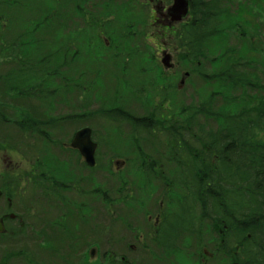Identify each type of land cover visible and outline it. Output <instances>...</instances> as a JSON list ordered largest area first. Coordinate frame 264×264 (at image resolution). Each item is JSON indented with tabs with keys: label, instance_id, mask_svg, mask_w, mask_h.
<instances>
[{
	"label": "trees",
	"instance_id": "trees-1",
	"mask_svg": "<svg viewBox=\"0 0 264 264\" xmlns=\"http://www.w3.org/2000/svg\"><path fill=\"white\" fill-rule=\"evenodd\" d=\"M193 1V23L190 27L182 29V38L179 40V45L181 52L186 53L182 63L190 69L191 77L195 78L196 76L202 79L201 86L190 94L191 100L198 99L197 104L192 101L191 105L188 106L183 102L182 111L180 110L183 115H179V108L176 105H174V108L171 106L173 112L171 115H167L162 112L160 104H157L152 96V103L154 102L156 106L148 102L151 109L146 111L149 113L143 117H137L134 112L127 108L130 104L121 101L117 104L119 106L118 111H121L124 115H120L115 119L122 121L123 118H126L132 130L136 128L137 121H143L138 126L137 130L139 131L136 132V135L131 136L132 141L136 144L137 141L142 139L143 134L146 135L143 139L156 141L155 127L161 126L168 130L172 140L174 137L173 128H182L177 122L173 121L176 119L184 120L183 124L190 130L195 127L194 124H197L201 126L200 131L204 132L205 136L203 138H200L198 133H193L191 142L185 143L187 148L183 152L177 145L171 148L170 152L175 157H172V162L168 163L174 164L175 168L177 165V168H179L175 179L173 173H168L166 168L164 169L166 172L162 173L161 170L148 163L146 158L143 159V164L149 168L138 173L140 177L145 175L144 182L141 180L139 182L142 188L141 195L143 197V194H146L149 199L153 193L147 189H153L152 180L157 175L155 171L159 173V176L164 175L163 194L164 197L169 195L168 202L170 200L171 202L166 203L167 200L165 201L168 209L164 214L165 221L160 229L161 236L159 240L161 243L167 245L170 240L178 236H187L196 241L197 247L194 250L191 242H188L187 239L183 247L184 249L188 247L192 251L174 258V260H171L172 264H180L182 260V264H264V95L256 93L257 91L264 92V0H254L251 3L252 7L239 5L240 13H237L235 3L227 0ZM1 7L4 8V5ZM140 13L143 15L142 10H140ZM123 14L125 20L127 19V23L134 21L136 16V12L121 11L117 18H122ZM91 19L95 18L92 17ZM253 20L258 24H249ZM49 23L50 21L47 18L29 29L20 27L11 32H4L0 28V49L4 47L9 57L8 61L0 63V140L6 146L13 144L16 148L14 149L17 151L19 150L18 145L22 142L20 137L22 132L28 135L33 134L44 140L46 144L59 146L70 153L69 149L63 145L64 142H67V139L57 140L58 135H55V132L61 125L67 123L75 125L83 121H73L78 118L83 119L84 116H80V114L47 116L50 111L47 109L49 101L42 100V94L45 93L47 88L40 85V76H43V74L39 67L51 66L50 62L54 58L52 55L55 52L51 51L46 43L54 42L57 48L62 47L63 51H59V55L66 52L63 53V58L58 57V63L60 64L55 67V72H63L59 68L73 65L75 61L77 62L76 57H78L74 54L75 45L72 46L66 43L62 38L60 44H57L56 39L59 34L55 30L48 29L50 28ZM240 23L245 24L239 25ZM99 24H102V22H99ZM108 24L106 23V25ZM121 24L122 21L118 25L119 29H121ZM127 27V34H124L116 43L113 39L108 49L111 50L114 46V50L118 49L119 52L128 53L130 56L137 55L140 57V61H145L146 54L150 53L151 50L147 45L145 50H140L137 42L140 41L141 35L137 34V30L133 27ZM240 29L245 32L243 35H241L242 31ZM48 31L51 32L48 34ZM40 32L47 35L46 38L44 36L43 38L41 36L37 37L41 40L39 41L41 46L44 47L45 45L47 49L41 51L40 57L42 60L33 64L32 67L29 61L30 57L28 60L25 59V55L21 54V49L31 45L30 38H34V34ZM142 32V36L146 35L145 28ZM66 37L70 38L72 34ZM69 56H71L70 59ZM97 62L99 61H94L95 64ZM148 62H152V60L148 58ZM6 63L9 65L8 69L4 67ZM12 63H15L17 68L12 66ZM144 64L142 63L139 68H146ZM36 68H38V72ZM14 72L17 78L27 79L30 76L34 80L37 79L36 85L33 86H36V89L32 88L33 84H25V87L21 81L13 80ZM63 73L64 77L60 79L63 80L62 83L67 88L64 91L68 92L70 87L77 89L80 82H76V80H81V76L77 77V72L70 69ZM260 74L263 77L262 79L259 77ZM133 78L135 77L131 78V83L136 84ZM177 79L178 76L169 75L164 78L163 83L160 85L165 92L176 94L173 96L175 100L172 99L175 102L178 99V93L183 92L177 89ZM142 82L144 83L143 79ZM143 83H138L136 87L127 85L128 94L136 97L137 89H140ZM160 86L156 90L157 92L161 90ZM84 87L87 89L86 93H90L93 89L86 85ZM197 90L200 94L194 95ZM145 91L147 90L143 89L141 96ZM249 92L255 94H249ZM149 94L150 92H147L146 96ZM200 95L205 98V101L202 98L199 99ZM51 96L49 92L43 98L48 100ZM121 97L123 96L121 95ZM23 98L31 105L36 104V111ZM32 98L34 99L30 101ZM165 98H167L166 94ZM10 101L12 104H10ZM144 103L142 106L145 108ZM92 104L88 106L94 109L95 104L93 106ZM100 109L92 111L93 113H88V115L106 113L107 109ZM12 110H16L20 116L18 119L11 118L14 114ZM51 110H53L52 106ZM196 113L202 114L206 120L203 118L204 120L201 121L200 117H196ZM183 116L185 119H183ZM112 121L111 123L115 122L113 119ZM90 126L95 130L96 125L91 123ZM121 128L122 126H119V129ZM63 135L65 134L63 133ZM181 135L177 131L173 141H179ZM111 140L112 136L109 133L106 138L107 144ZM75 162L78 164V161ZM61 166L62 164L55 165L53 162L44 163L43 161H40L37 166L38 172L42 173L44 177L50 175V189L54 190L52 191L53 195L61 189L60 183H70L66 180V171L61 170ZM98 167H101L100 164ZM135 175L137 176V174ZM177 179L184 182L186 188H182ZM16 180L0 175V192L2 194L0 208H3L7 198H11L18 207L17 209H19L21 215L18 214V217L20 219L23 218L25 222L27 217L30 220L37 219L39 226H41V230H34L37 227L32 229L33 225L31 224L26 226L25 229L24 227L19 228L21 235L29 238L27 242L41 237L45 244L39 242L40 247L33 244L29 249H26L23 253L25 262L28 260L29 264L67 263L71 255L67 251L74 248L81 240V237L75 232V226L68 221L70 216L67 214L63 216V227L56 226L57 217H54L55 224L54 222L51 223V226H53L51 231L54 230V227L58 231L53 234V240H47L45 230L48 221L46 220L45 223L47 213L46 209L43 208V204L46 203L42 204L40 199L41 195L48 197L49 187L37 197L33 196L34 198H32L25 192H21L22 188H12L14 184L17 185ZM121 180L125 183L129 181L125 177H121ZM52 182H56L58 185H52ZM108 195L110 204H113L112 202L116 204L125 202L121 198L122 194L119 190H112L108 192ZM131 199L139 202L141 197L139 201L136 198ZM2 200L3 205H1ZM146 203L147 201L143 199L142 205ZM38 204V212L42 214L41 217H38ZM83 204L84 202H82ZM82 205L77 203L76 208L81 210ZM84 208L85 211L91 210L87 205ZM158 212L161 213V207ZM102 218L103 221L105 219L107 221H118L123 217H112L110 215L99 217L96 212L95 224L92 223V219L90 222L85 221L84 226L93 234L99 231L103 233L117 232V230L107 229V223L101 226L99 221ZM135 227L136 224L133 222L131 227L132 230H135L133 237L136 234L138 236L144 229L142 228L141 232H137ZM29 230L33 231V236L27 234ZM81 234L85 233L82 232ZM137 236L136 240L131 241L127 250L124 251L121 240L115 239L111 234L109 240L112 244L107 245L116 246V249L108 255L99 246L100 251L105 252L102 264H105V262L106 264H163L169 260L166 258L168 254L165 250L147 251L141 247L143 245L139 246ZM151 243L154 242L150 239L149 244ZM131 244L134 248H131ZM96 247L98 248V246ZM139 248L142 249V257L145 259L142 263H139V256L136 255ZM37 249L39 251H36ZM128 253L135 254V257L130 258ZM14 256H19V253L6 250L4 259L7 261ZM115 256L116 258H114Z\"/></svg>",
	"mask_w": 264,
	"mask_h": 264
},
{
	"label": "rangeland",
	"instance_id": "rangeland-1",
	"mask_svg": "<svg viewBox=\"0 0 264 264\" xmlns=\"http://www.w3.org/2000/svg\"><path fill=\"white\" fill-rule=\"evenodd\" d=\"M86 2L87 0H81L80 4L84 5ZM91 2L97 3L96 9L89 11H85L84 9L79 10V12L76 14L77 20H74V22L72 23V11L75 8L74 0H0V15L2 16V18L0 19V28L4 32H11L16 30L17 28L19 29L20 27L23 29H29L31 26L33 27L34 25L48 18L50 21V28L48 29L55 30L59 34V36H57L58 38L56 39L57 44H60L62 38L66 43L72 46H82H80V49H82L81 56L79 58L76 57L78 61H75V63L73 65H70L69 67H60L59 70L67 72V70L70 69L72 71L77 72L78 77L79 71L88 69L92 72L97 69L96 76L91 80V85L93 84V89L90 91V93H86L87 89L86 87H84V84L87 82L88 79L86 78L87 76L81 77V80H76V82H80V85L77 87V89H75L74 87H70L68 88V92L64 91L67 88L62 83L63 80L60 79L64 77V73L62 71L59 73L55 72V67L60 64L58 63V57L63 58V53L65 54L66 52H63L59 55V51H63L62 47L57 48L54 42L46 43L49 49L55 52L52 55V57L54 56V58L50 62L51 66L45 65V67H39L43 74V76H40V85L43 86V88H47L45 93L42 94V100L49 101L47 109L50 111L47 113V116H69L71 114H80V116H84L83 119L78 118L77 120H73H83L75 125H73V123L61 125L55 132V135H58L57 140L64 138L67 139V142H69L77 129H81L82 126L86 125L90 126V124L92 123L96 125L95 130L97 131V134L103 142H105L104 137L107 138L108 134L111 133L112 140L108 144L106 143L105 145L111 146L112 149H118L119 153L128 154V151L121 150L125 147L133 153L134 156H129L131 159H133L129 161L130 165H136V160L140 164H142L143 159L145 158L148 160V163H151V165L154 160H157V167H161L162 169L164 167V164L162 163H166V167L168 165H174L168 163L172 162V157H175L174 154L170 152L171 148L174 145H177L182 152L185 151V149L187 148L185 143L191 142V137H193V133H198L199 137L203 138L205 135L204 132H201V129H199L201 128V126L194 124L195 127L190 130V128H187L186 125L183 124L184 120L176 119L173 121L177 122L180 126H182V128H173L172 133L174 134V137L177 131L182 134L179 141H173L174 137L171 140L169 136L170 133L168 132V130L164 129L161 126L157 128L155 127L154 135L157 137L156 141H149L143 139L146 137V135L143 134L142 139L137 141L136 144L134 141H132L131 136L133 134L134 136L136 135V132L139 131L137 130V128L143 121L138 122L136 120V128L132 130L131 125L126 118H123L122 121L116 120L115 118L119 117L120 115H124L121 111H118L119 106H117V104L121 103V101H126L130 104L127 106L130 111L134 112L137 117H143L144 115L149 113L146 110L151 109V106L148 105V102L151 105L156 106V104L154 102L152 103L151 100L153 96L156 103L160 104L159 106L162 112L166 113L167 115H171L173 112L172 107L174 108V105H176L179 108V115H183V113H181L183 102L185 103V105L188 106L191 105L190 103L192 101L197 104L198 99L191 100L189 98V95L193 92V90L195 91V89L201 86L202 79L195 76V79L192 81V83L187 82L185 83V85H182L181 88H177L179 91H183L184 93H178V99L175 102L172 101V99L175 100L173 96L176 95L173 92L168 93L164 90H158V92L156 91L159 85H161V79H163L162 77H164V73L155 74L154 69L149 67V71L147 72L146 77H143L142 73V77L139 75H135L138 78H133L136 85L132 87L138 86V83H143L142 79L144 81L140 89H137L136 97L132 96L131 94H128V84L123 80H118V78L110 76L109 74L111 73V70L109 67L102 65L100 62H97V64L94 63V59H97L99 57L98 53H89L90 43L94 42L98 44L100 40V35L105 29V23L99 24V22L105 20L104 16H100V10L98 9V3L101 4L102 1L91 0ZM2 5H4V8L1 7ZM136 16L141 17L142 20L145 22L147 18V13L143 11V15H141L140 8L137 7ZM92 17H94L95 19H91ZM253 23H255L254 20ZM149 29L145 28L146 33L151 30ZM31 30H33V28H31ZM50 32L51 31H48V34ZM70 34H72V37H66ZM39 36L43 38V36L45 37L47 35L41 34V32L35 33L34 38H30L29 42L31 43V45H28L21 49V54L25 55V59L28 60V58L30 57L29 61L32 67L33 64L42 60V58L40 57L41 51L43 49H47L45 45L44 47L41 46L39 42L41 40L37 38ZM146 45L150 46L148 41H146L145 44L139 45V49L145 50ZM172 47L173 46L171 45L170 51H173ZM156 50L157 52H159V48H156ZM70 57L71 56H69V59ZM8 60V54L6 53V50L3 47V49H0V63H5ZM7 63L4 65V67L8 69L9 65ZM149 64L150 62H148L146 65ZM12 66L16 67V64L12 63ZM71 66L73 67L71 68ZM12 68L15 69L14 67ZM36 70L38 72V68H36ZM161 74L163 75L162 77ZM259 77L261 79L263 78L261 74ZM120 78L123 79V77ZM154 79H156V82H153ZM13 80L21 81L24 86L25 84H33L32 88L36 89V86H33L36 85L37 79L34 80L30 76L27 79L19 77L17 78L16 73L14 72ZM91 85L89 87H91ZM143 89H146L147 91L143 92L141 96ZM49 92L52 96L51 98L47 97L48 100H45L43 97L47 96V93ZM147 92H150L148 96H146ZM256 93L264 95V92L262 91H257ZM158 94H161L162 97ZM165 94L167 95V98H165ZM196 94H200L198 90L194 95ZM249 94L255 93L249 92ZM121 95L123 97H121ZM143 96H146L145 99ZM200 98L205 101V98L202 95H200L199 99ZM33 99L34 98H32L30 101H32ZM25 102L31 105L30 102H27L26 100ZM143 102H145V108L144 106H142ZM10 104H12L11 101ZM89 104H92V106L95 104V108H90L88 106ZM31 106L33 107L34 111H36V104H32ZM51 106L53 110H51ZM99 109L107 110L106 113L101 112L95 113L93 116L88 115V113H93L92 111H97ZM160 112L159 114H161ZM12 113L14 114L12 115L10 111V114L12 115L11 118L18 119L20 117L16 110H12ZM196 117H200L201 121L205 119V117L200 113H196ZM112 119L115 121V123H109V121ZM183 119H185L184 116ZM119 126H122V128L119 129ZM182 130L184 131L181 132ZM63 133L65 135H63ZM20 137L22 142L20 145H18V151L15 150L16 148L13 144H9V146H6L3 145L2 141L0 140V175H5L9 178L17 179V185L14 184L12 188H22V190L20 191L25 192L28 196L32 198H34L33 196L37 197L41 192L45 191L46 188L49 187L48 197H44L43 195H41L40 199L42 204L46 203L43 204V208L46 209L47 213V217H45V223L48 221V224L46 226L47 229L45 230L47 240H53V234L58 231L55 227L54 230L51 231V227H53L51 226V223L54 222V217H56V215L60 216L63 214H60L59 210L55 209L53 205H50L52 202H55L54 195L52 193V191L54 190L50 189V175L47 174L48 176L44 177L41 175L40 172H38L37 166L40 161H43L44 163L53 162L55 165L62 164L60 168L61 170L66 171L67 175L65 176V178L68 182H70L67 184H70V186L72 187V190L69 189V191H74L76 193L73 195L74 201L81 205L82 202H84L85 205L90 207L92 210L85 211V208L82 205L83 207L81 210L74 208L73 215L70 216V218L68 217V221L75 226V232L81 237V240L78 241V244L74 248L67 251L70 252L71 255L69 256V261L65 264H102V262H104V253L106 252L108 255H110L112 252L115 251L116 246L110 247L109 245H107L112 244L111 242H108L107 233L99 231L98 233L93 234L84 226L85 221L90 222L92 219V223L95 224L96 212L97 216L99 217H105L108 215L112 217H123L118 221H107L105 219L106 222L103 221L102 218V220L99 221V224L101 226L104 223L113 224L107 229L117 230V232H113L110 234H112L115 239L121 240V246L124 251L127 250L131 241L136 240L137 236V234L134 237L132 236L135 230L129 229L130 224H133V222L136 223L135 229L137 230V232H141L144 226L145 228L150 226L149 223H146L149 215H153L156 217V215L160 214L162 215V217H164V214L168 209V205L165 204V201L167 200L166 203H169V195L166 198L164 197L163 193L165 183H163L160 179L154 177L152 180L153 189H147L149 191H152V197H150L149 199L146 194H143L142 197V188L137 184L140 179L133 173H129L126 170L121 173L119 172L120 168L114 165L113 167L107 166L105 169H103L101 167H93L90 165L85 166L83 163L80 162V160V163L77 164L72 158V155L70 154L69 156H67L66 150L61 149L59 146L46 144L44 140H41L39 137L34 136L33 134L28 135L23 134L21 132ZM124 137H126V140H124ZM117 160H121V158L114 159V161ZM178 170L179 168H177L176 165V168L173 173L174 179L177 175ZM121 177H127L129 181L125 183L123 180H121ZM177 181L179 182L182 188H186L184 182L179 179H177ZM83 185H87L88 188L81 189V186ZM112 187L113 189H111ZM112 190H119L122 194L121 198H123L125 202L121 204H116L115 202H112L113 204L107 203L105 201V196L102 194V192H110ZM82 191L86 195H84ZM89 192L91 195H88ZM170 196H172V194H170ZM131 198H136L138 199V201H140L137 202L136 200ZM143 199L147 201L145 205H142ZM162 203L163 208L160 213L158 212V210L160 209ZM1 205H3V200L1 201ZM17 208L18 207L13 201V208L8 209L7 201L5 200V205L3 206V208H0V216L4 215L8 217V214L13 213ZM38 208L39 204L37 206V212ZM82 211H85V213L89 215V218H81V213L79 212ZM41 215L42 214L38 212V217H41ZM6 222H8L6 223V232H4V234H0V264H29L28 260L26 262L24 260V251L26 249H29L33 244L39 247L41 246L39 242L43 245L45 244L41 237L33 239L30 242L28 241V243L27 240L29 238L23 237L19 228L24 227L25 229L26 226L31 224L33 225L32 229H34V227H37V229L34 230H41V226H39V221L37 219L30 220V218L27 217L26 222L23 218L21 220L16 218V221L7 219ZM82 232L85 234H81ZM27 234L29 236H31V234L32 236L34 235L33 231L31 230H29ZM24 236L26 235L24 234ZM187 239L188 242H191L192 248L194 250L196 249L197 245L195 239H192L187 236L175 237L168 242V245L170 247L167 248L165 251L168 254L166 258L169 260L163 264H172L171 260H174V258L180 257L185 252L192 251L188 247H186L185 249L183 247V245L187 242ZM104 241H106L107 243H105ZM91 245L100 246L101 249H103L105 252L101 250L97 255V258L94 259L95 256L92 257L90 255V249L96 247L90 248ZM6 250L17 252L19 253V256H14L13 258H10L6 261L4 259V254ZM36 251H39V249H37ZM137 251V254L135 252L133 253L139 256L138 261L139 263H142L145 260L142 257L143 252L140 248ZM135 254L128 253V256H130V258H134ZM114 258H116V256ZM182 261H180V264H182Z\"/></svg>",
	"mask_w": 264,
	"mask_h": 264
},
{
	"label": "flooded vegetation",
	"instance_id": "flooded-vegetation-1",
	"mask_svg": "<svg viewBox=\"0 0 264 264\" xmlns=\"http://www.w3.org/2000/svg\"><path fill=\"white\" fill-rule=\"evenodd\" d=\"M98 1H102L101 4L98 3V9L100 10L101 16H104L105 20L101 22L102 24L105 23V29L100 35V40L98 44L94 42L90 43L89 53L99 54V57L94 60L99 61L102 65L109 67L111 70V73L109 74L110 76L116 77L118 78V80H123L130 86H135L136 84L131 83V78L132 77L138 78L135 75H139L142 77V73H143V77H145L150 67L154 69L155 74L164 73V77H162L163 75L161 74V77L163 78L161 79V84L163 83L164 78L169 75H172L173 77L178 76L177 88H181V86L185 85V83L187 82L192 83V81L195 78L191 77L190 69L186 67V64L183 65L182 63V61L184 60V56H186V53L181 52L179 40L182 38V29L184 27H187V28L190 27L191 24L193 23V16H192V8H193V3H194L193 0H182L183 4H186L187 6V13L181 19L177 18L180 13L173 14L171 12L172 8L176 4V0H98ZM227 1L235 3L237 11H238L237 13H240L239 8H238L239 5H248V7H250L251 3L254 0H227ZM80 3H81V0H74L75 8L72 11V15H73L72 23L74 22V20L75 21L77 20L76 14L79 12V10L84 9L85 11H89V10H95L97 7V3H93L91 2V0H87V2L84 5H81ZM137 7L140 8V10L147 13V18L145 22L142 20L141 17L135 16L134 21L127 23L126 22L127 19L125 20L124 14L122 18H117L119 15V12L121 11L136 12ZM183 8H181L180 10L182 11ZM117 19H118V22H117ZM121 21H122L121 29H119L118 25ZM106 23H109V24L106 25ZM116 23L117 25H115ZM242 24H245V23H240L239 25H242ZM249 24L253 25L255 23L250 22ZM127 26L133 27V29L137 30V34L141 35L140 41L137 42L139 45L145 44L146 41H148L150 46L148 45L147 46L151 50V52L146 54L147 57L145 61H140V57H138L137 55L130 56L128 55V53L119 52L118 49L114 50V46L111 50L108 49L113 39H115L114 43H116L117 40L120 39L124 34H127L128 32ZM144 28H147V29L150 28L151 30L149 29L150 31H148L146 35H143L144 36L143 37L142 31ZM240 31H242L241 35L245 33L241 29ZM253 32L254 30L252 31V33ZM169 45L173 46L172 47L173 51H170ZM75 46L76 47L74 48V54L78 55V58H79L82 54L81 52L82 49H80L81 45L80 46L75 45ZM156 48H159V52H157ZM167 53L170 56V62H169V65L171 66L170 68H165L162 63V59L165 55H167ZM148 58L149 60H152V62H150L149 65H146L148 63ZM146 61L147 63H145ZM142 63L143 64L145 63L144 66H146V68H143V69L139 68ZM78 73H79V77L87 76L86 78L88 79L84 85L89 87L91 85L92 78H94L97 74V69L92 72L91 70L86 69V70L79 71ZM120 77H123V79H121ZM153 82H156V79H154ZM91 87L93 88V84L91 85ZM160 89L163 91L162 86H160ZM189 98H190V95H189ZM109 122L111 123L113 121L110 120ZM85 127H89L92 130V140L93 142L97 144V150H96L97 165L95 167H98L100 164L101 168L105 169L107 166L113 167L114 165L120 168L119 172L122 173L124 170H126L129 173L137 174V177L142 182H144L145 175L140 177L138 173L143 172L144 170L149 168L148 166H145L143 163L140 164L137 160H136V165H130L129 161L133 159H131L129 156H134V155L128 148L125 147L121 149V150L128 151V154L119 153L118 149H112L111 146L105 145L107 143L106 138L104 137L105 142H103L102 139H100L99 135L96 134V131L91 126L89 125L82 126L81 129ZM81 129H77L75 131L73 137L70 140V143L64 142L63 145L65 148L69 149L70 151V153H67V156L71 154L74 161H78V164L81 162L86 166L87 164L85 163V160L81 156L80 151L78 149H73L70 147L72 140L74 139L76 134ZM124 140H126V137H124ZM115 158H121V160L114 161ZM155 162L158 163L157 160H154L153 163ZM153 163H152V166L156 168L157 164H153ZM162 164H164L163 165L164 167L162 166L163 169L161 167H157V169L161 170L162 173H165L164 171L165 163H162ZM166 168H167L168 173H174L175 167L173 165H168ZM155 174H157L156 175L157 178L160 177V179L163 180V177H164L163 174L162 176L161 175L159 176L158 175L159 173L157 171H155ZM41 175L44 176L42 173ZM139 182H137V184L141 187ZM162 182L165 183L164 180ZM57 184L58 183L56 182H52V185H57ZM60 187L61 189L55 192L54 194L55 202H52L51 204L53 205L55 209L60 211V214H63L60 216L56 215L57 217L56 226L63 227L64 226L63 216L65 214H67L68 216H72L74 212L73 210L74 208H76L77 202L74 201L73 199V195L75 194V192L69 191V189L72 188L70 184L60 183ZM85 188H88L87 185H85V187L83 185L82 189H85ZM84 195L86 194L84 193ZM88 195H91V194L89 193ZM103 195L105 196V201L110 204V197L108 195V192L104 191ZM1 198L2 196L0 197V199ZM6 201H7L8 207L12 209L13 201L10 198L6 199ZM83 206L85 207V203L83 204ZM162 208H163V203L161 204V210ZM79 213H81V218H85V217L89 218V215L84 213V211L79 212ZM10 219L12 221L14 220L16 221V217L10 218ZM164 221H165L164 217H162V215L160 214L156 215V217L153 215H149L146 223H149L150 226L146 228L144 226L143 231L137 236V239L139 240L138 245L139 246L143 245L141 247L145 248V250L147 251L148 250L163 251L169 248L170 246L168 245V243L167 245H164L159 240L161 236L160 229ZM54 224H55V221H54ZM109 226H112V223L108 224V227ZM132 226L133 224H130L129 229H131ZM110 235H111L110 233H107L108 242H110L109 240ZM150 239L154 243L149 244ZM132 245L133 244L130 245L131 248H134L132 247ZM96 246L91 245L90 248L96 247ZM98 248L97 247L91 248V250L97 251L99 253L100 248L99 249Z\"/></svg>",
	"mask_w": 264,
	"mask_h": 264
},
{
	"label": "water",
	"instance_id": "water-1",
	"mask_svg": "<svg viewBox=\"0 0 264 264\" xmlns=\"http://www.w3.org/2000/svg\"><path fill=\"white\" fill-rule=\"evenodd\" d=\"M181 8H183L182 11L180 10ZM171 12L173 14L180 13L177 18L181 19L187 13V6L186 4H183L182 0H176V4L172 8ZM169 61H170L169 56H166L163 59V63L166 66H169ZM71 145L74 149H78L80 151L81 155L85 158L87 164H89L90 166H95L96 164V159H95L96 144L93 143L91 139V129L90 128H85L79 131L74 137V139L72 140ZM0 228H1V224H0ZM93 255H95V252L91 251V256Z\"/></svg>",
	"mask_w": 264,
	"mask_h": 264
}]
</instances>
